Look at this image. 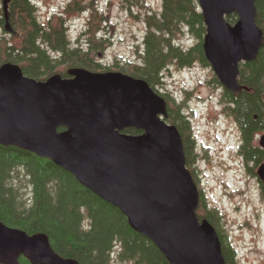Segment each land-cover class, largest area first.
Listing matches in <instances>:
<instances>
[{"label": "water", "instance_id": "95a60500", "mask_svg": "<svg viewBox=\"0 0 264 264\" xmlns=\"http://www.w3.org/2000/svg\"><path fill=\"white\" fill-rule=\"evenodd\" d=\"M197 3L204 56L220 85L237 96L243 89L240 63L254 60L264 45L255 0ZM6 4L4 29L12 33ZM232 14L234 23L226 19ZM66 74L36 80L18 64L0 65V145L48 158L69 172L116 207L169 264H225L216 230L197 217L199 189L180 133L165 120V99L144 79L122 71L74 67ZM258 145L264 151V133ZM256 174L264 186V162ZM22 256L31 264H79L55 252L45 233L0 221V264H18Z\"/></svg>", "mask_w": 264, "mask_h": 264}, {"label": "trees", "instance_id": "16d2710c", "mask_svg": "<svg viewBox=\"0 0 264 264\" xmlns=\"http://www.w3.org/2000/svg\"><path fill=\"white\" fill-rule=\"evenodd\" d=\"M124 1L130 12L133 7L144 9L134 15L141 16L146 26L136 50L137 60L106 64L91 56L106 42L100 35L107 20L100 11V0H69L64 9L45 21L38 18V7L32 0H0V24L4 26L2 7L6 2L13 29L11 39L5 30L0 34V65L18 64L25 75L36 80H45L53 73L66 77L67 69L74 67L100 72L115 68L144 79L165 99V120L180 133L187 169L199 189L198 219L208 220L216 230L225 264H237L234 249L220 233L218 209L208 204L191 169L196 160L191 141L195 138L186 104L155 88L163 84L171 65L187 67L198 62L209 66L202 48L205 25L197 0H161L159 11L152 10L146 0ZM255 6L257 25L264 32V0H255ZM86 11V25L72 42L69 14ZM227 21L234 23L236 16L229 15ZM185 31L195 38L194 44L177 42V36ZM213 80L220 85L215 76ZM238 82L243 89L237 96L222 89L224 110L240 130V155L255 168L264 162V151L256 141L257 135L264 133V45L254 60L240 63ZM124 132L140 133L134 128ZM0 221L29 234L45 233L55 252L79 264H169L156 245L132 229L116 207L50 159L15 146L0 145ZM18 264L31 263L22 256Z\"/></svg>", "mask_w": 264, "mask_h": 264}, {"label": "rangeland", "instance_id": "374dc122", "mask_svg": "<svg viewBox=\"0 0 264 264\" xmlns=\"http://www.w3.org/2000/svg\"><path fill=\"white\" fill-rule=\"evenodd\" d=\"M68 1L33 0L41 21L64 9ZM146 2L152 10L161 9V0ZM99 6L100 11L107 16L100 31L106 42L102 44V49L91 56L106 64L116 60L122 65L126 61L137 60L136 50L141 46L146 26L141 16L135 18L134 15L138 10L142 13L144 9L133 7L130 12L124 0H100ZM88 16L89 11L69 14L68 36L72 42L84 29ZM4 30L0 24V34ZM5 33L11 39L12 33ZM177 39L184 46L195 41L186 31L179 34ZM111 71L120 70L112 68ZM213 77L210 65L203 66L198 62L187 67L171 65L165 73L163 84L155 88L169 94L177 102L184 101L186 104V115L190 117L199 150L202 154L203 150H207L208 154L206 160L200 157L198 161L200 186L208 204L218 209L219 227L235 251L237 264H264V198L260 195L261 181L256 176V168L253 169L256 175L246 171L245 162L239 153L240 130L224 110L223 87L217 85ZM261 134L257 135V143Z\"/></svg>", "mask_w": 264, "mask_h": 264}, {"label": "flooded vegetation", "instance_id": "af4514ba", "mask_svg": "<svg viewBox=\"0 0 264 264\" xmlns=\"http://www.w3.org/2000/svg\"><path fill=\"white\" fill-rule=\"evenodd\" d=\"M191 141H192V145H193L192 153L195 155V158H196L195 162L191 165V169L193 171L195 179L197 180V183L200 186V182H201L200 171L201 170H200L198 161H199L200 157H203L206 160L208 158V154H207V150H203L204 151L203 154L200 152L197 139H192ZM245 165H246L245 168H246V171L248 174L256 175L254 173V170H253L254 168L252 167V165H250V164L247 165L246 163H245ZM258 165L255 167L256 169H257ZM259 189H260L261 197L264 198V186L261 183H259ZM200 190L202 192L201 186H200ZM219 229H220L221 235L226 240L224 232L222 231V229L220 227H219Z\"/></svg>", "mask_w": 264, "mask_h": 264}]
</instances>
